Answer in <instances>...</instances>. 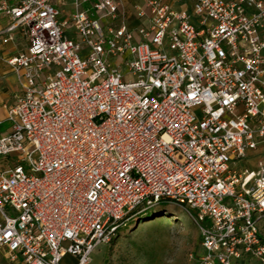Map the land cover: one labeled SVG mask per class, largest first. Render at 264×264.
<instances>
[{
    "label": "built area",
    "instance_id": "1",
    "mask_svg": "<svg viewBox=\"0 0 264 264\" xmlns=\"http://www.w3.org/2000/svg\"><path fill=\"white\" fill-rule=\"evenodd\" d=\"M90 1L71 37L52 0H0V46L27 42L2 56L20 91L0 116V264H89L162 202L193 217L197 264L264 263V157L237 169L264 148V0H130L135 29L122 0Z\"/></svg>",
    "mask_w": 264,
    "mask_h": 264
},
{
    "label": "rangeland",
    "instance_id": "2",
    "mask_svg": "<svg viewBox=\"0 0 264 264\" xmlns=\"http://www.w3.org/2000/svg\"><path fill=\"white\" fill-rule=\"evenodd\" d=\"M109 61L114 67L119 62L116 58H109ZM124 80L133 81V77L126 75ZM2 84L10 92L18 89V82L13 74L8 75ZM7 103L9 102H5ZM263 157L264 148L259 146L255 152L248 153L246 160L237 164V169L255 171L257 163ZM154 216L149 221L137 223L129 230L127 226L122 227L113 244L99 245L93 250L89 264H196V255L201 250L199 230L193 217L182 209L170 207ZM259 227L264 236V219ZM62 264H74V259L66 257Z\"/></svg>",
    "mask_w": 264,
    "mask_h": 264
},
{
    "label": "crops",
    "instance_id": "3",
    "mask_svg": "<svg viewBox=\"0 0 264 264\" xmlns=\"http://www.w3.org/2000/svg\"><path fill=\"white\" fill-rule=\"evenodd\" d=\"M94 2L95 0L84 3L80 6V9L82 10L89 9ZM122 2L126 14L125 16L126 23L130 29H135L140 24L146 22L145 21L146 18L139 19L138 17V11L140 9L146 11L141 1L122 0ZM170 3L172 4L173 8L177 10L188 9V4L186 3L185 0H170ZM52 4L59 12L58 18L60 22L66 23V25L64 26L65 31L67 32L68 35L74 37L72 25L69 22L72 14L76 10L73 0H52ZM5 24H6V20L0 19V25L4 26ZM26 45L27 42L24 39V37L20 34H17L15 37L14 44H9L7 46H0V82H1L0 83V116L2 118L5 117V112L2 109V106L11 104L14 100V95L20 91V87L18 84H17L18 89L16 92L15 91L10 92L7 86H3L2 83L6 80V77L13 73L11 72L10 68L3 62L2 56L10 55L17 51H23L25 50ZM5 102H9V103L5 104ZM6 127L7 126L4 125V129ZM257 263H259V261L254 258H244L243 260L239 261L237 264H257Z\"/></svg>",
    "mask_w": 264,
    "mask_h": 264
},
{
    "label": "trees",
    "instance_id": "4",
    "mask_svg": "<svg viewBox=\"0 0 264 264\" xmlns=\"http://www.w3.org/2000/svg\"><path fill=\"white\" fill-rule=\"evenodd\" d=\"M169 207L173 208V207H171L168 204L163 203V202L158 203V204L153 205V206H146L145 205V206L139 207L134 212H132L129 220L126 222L124 227L127 226L126 228L129 230L132 227H134L137 223L140 224L142 222H146V221L151 220L150 219L151 217H153L154 215L157 216L158 214L165 211V208H169ZM147 212H150V214L147 215ZM163 218H166V217H163ZM167 218H170V217H167ZM120 229L116 231V233H115V235H114V237L111 240L109 245L113 244L116 241V239L119 237V234L122 231V229L121 230ZM199 239H200V236H199ZM199 254L200 253H198L196 255V259H197ZM196 264H197V261H196Z\"/></svg>",
    "mask_w": 264,
    "mask_h": 264
},
{
    "label": "bare ground",
    "instance_id": "5",
    "mask_svg": "<svg viewBox=\"0 0 264 264\" xmlns=\"http://www.w3.org/2000/svg\"><path fill=\"white\" fill-rule=\"evenodd\" d=\"M167 218V217H166Z\"/></svg>",
    "mask_w": 264,
    "mask_h": 264
}]
</instances>
